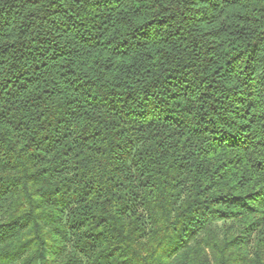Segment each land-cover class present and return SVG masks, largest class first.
I'll return each mask as SVG.
<instances>
[{
	"label": "clouds",
	"instance_id": "obj_1",
	"mask_svg": "<svg viewBox=\"0 0 264 264\" xmlns=\"http://www.w3.org/2000/svg\"><path fill=\"white\" fill-rule=\"evenodd\" d=\"M0 264H264V0H0Z\"/></svg>",
	"mask_w": 264,
	"mask_h": 264
}]
</instances>
